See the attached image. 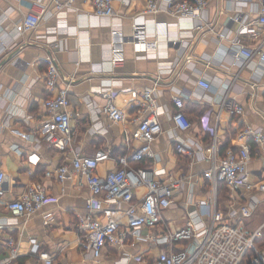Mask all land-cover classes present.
Returning a JSON list of instances; mask_svg holds the SVG:
<instances>
[{"label":"crops","instance_id":"1","mask_svg":"<svg viewBox=\"0 0 264 264\" xmlns=\"http://www.w3.org/2000/svg\"><path fill=\"white\" fill-rule=\"evenodd\" d=\"M63 1L0 0V63L3 62L0 65V162L6 173V192L3 197L9 200L18 196L34 181L42 184L48 194L59 198L57 203L47 204L35 214L20 218L16 226L0 231V257L5 254L4 239L12 235L18 241L21 264H44L29 252L33 241L38 251L51 255L53 264H96L83 258L78 245L80 233L76 217L84 212L88 188L78 184L75 175L58 183L45 174L47 170L68 162L73 151L90 156L98 149H108L110 157L96 168L100 175L115 168V158L120 155H125L132 167L189 173L190 179L175 192L178 207L166 212L171 215L167 217L175 220L186 209L193 207V203H187L188 200L195 201L205 194L203 190L206 189V182L202 178V171L210 163L207 155L211 136L202 130L199 121L203 112L214 107L220 99L222 81L237 74L228 95L243 106V112L241 115H232L220 111L217 120L214 112L211 123H216L217 155L224 153L221 152V146L229 138L231 144L227 148L233 145L237 147L236 133L243 122L253 127H264V87H258L254 98L251 97L250 87L251 81L258 77L264 81L263 67L256 59L243 67L232 61L230 39L234 35L235 23L228 19L238 0H208L204 15L211 27L198 31L194 37H188L180 43H162L157 57L135 58L130 44H127L124 64L113 70L100 67L108 59L110 26L107 21L98 22L92 17L91 0H74V10L57 12L56 2ZM166 1L156 0L160 11L144 14V17L150 21L175 22L176 17L165 10ZM113 4L116 15L114 22L126 26L143 12L147 0H114ZM43 8L46 15L38 28L21 34L19 29L23 15L40 12ZM243 10L247 14L245 19L255 17L250 12V5H246ZM59 19L66 22L70 33L60 31V46L51 47L38 36L44 34L48 27L56 26ZM222 33L225 36H221ZM241 40L249 43L248 37H242ZM48 54L55 57L63 83H70L71 142L65 150L46 143L38 135V128L47 116L43 99L47 95L44 71ZM255 70L260 73L258 77ZM198 78L210 81L211 88L207 90L197 85ZM150 87L154 88L156 100L167 110L166 113L172 110V95H184V110L192 127L180 132L175 130L166 114L161 115L163 131L152 143L155 158L137 162L130 157V148L123 144V132L134 127L132 120L139 108V91ZM105 88L115 90L114 103L123 110L124 121L113 122L102 110L106 104L102 94ZM90 105L96 108V117ZM94 125L104 130L96 131ZM174 137L184 141L192 155L177 154ZM256 152L255 148L249 169L264 173V159ZM154 178L162 177L156 175ZM144 191V187H139L135 193L140 196ZM258 197L263 199L264 193ZM46 211H51L52 217L44 224L43 214ZM4 215L6 212L0 206V219ZM248 219L246 226L250 230L264 223L255 226ZM100 264L110 262L101 261Z\"/></svg>","mask_w":264,"mask_h":264},{"label":"built area","instance_id":"2","mask_svg":"<svg viewBox=\"0 0 264 264\" xmlns=\"http://www.w3.org/2000/svg\"><path fill=\"white\" fill-rule=\"evenodd\" d=\"M73 1L56 2V11L74 10ZM113 3L114 0H91L92 17L98 22L107 21L110 26L108 59L100 66L103 70L108 67L113 70L124 64L127 44H130L135 58H153L158 56L162 43H180L194 37L198 31L211 27L204 15L208 0H167L165 10L176 17L175 22L147 20L144 14L160 11L156 0H147L143 12L126 26L114 22ZM246 5H250L254 18L245 19L247 14L243 9ZM234 7L228 19L235 23L234 35L230 39L232 61L243 67L256 59L264 72V0H238ZM45 15L44 8L40 12L24 14L20 33L36 30ZM62 30L70 33L66 22L59 19L56 26L48 27L38 38H43L51 47H59L58 34ZM242 37H248L249 43H243ZM45 62L47 95L43 99V106L47 116L38 128V135L46 143L65 150L71 142L70 83H63L53 54H48ZM254 73L257 77L260 74L257 70ZM236 77L237 74L221 82L223 90L214 105L216 110L209 107L200 116L202 130L211 136L207 155L210 163L202 171V178L206 182L203 191L207 196L194 202L188 200L187 203H193V207L186 209L175 220L166 219L164 211L178 207L175 192L190 179L189 173L132 167L128 158L120 155L115 158L117 166L100 175L96 168L110 157L108 149H98L90 156L75 150L68 162L46 171L45 174L58 183L75 175L77 183L86 185L89 190L84 212L76 217L80 233L78 245L84 259L96 264L101 261H109L110 264H264V245L259 244V239L264 236V223L252 230L246 226L247 219L260 201L258 195L264 193V173L249 169L255 148L256 153L264 159V127H253L243 122L236 133V149L229 147L223 154L217 155L216 123H211L214 112L216 120L220 111L242 114L243 106L228 95ZM258 79L250 83L253 98L258 87H264V81L260 77ZM196 83L203 89L211 88V82L205 78H198ZM102 94L106 99L102 110L110 120L124 121L123 110L114 103L115 90L105 88ZM139 94V108L132 120L134 127L123 132V144L130 148V157L137 162L155 158L152 143L163 131L161 115L166 114L175 130L180 132L192 127L181 93L172 95V110L168 113L158 104L153 87L143 88ZM90 109L96 117L94 105H90ZM93 128L96 131L104 130L97 125ZM174 141L177 154L192 155L184 141L177 137H174ZM135 142L137 145L134 146ZM156 175L162 178H154ZM5 183L6 173L0 162V206L6 212L0 219V231L16 226L20 218H27L45 205L59 201L57 196L48 194L42 184L34 181L18 196L5 200ZM219 183L226 187L223 199L219 197ZM139 187L145 188L140 196L135 193ZM51 217L52 212L46 211L43 223L47 224ZM3 244L5 254L0 257V264H18L21 253L17 239L8 235ZM151 248H156L157 252L151 253ZM29 252L36 255V260L53 264L51 255L38 251L34 241Z\"/></svg>","mask_w":264,"mask_h":264},{"label":"rangeland","instance_id":"3","mask_svg":"<svg viewBox=\"0 0 264 264\" xmlns=\"http://www.w3.org/2000/svg\"><path fill=\"white\" fill-rule=\"evenodd\" d=\"M206 197L207 194L203 195L202 197ZM168 210L164 211V216L166 219H170L167 216H171L168 213H166ZM249 221L253 222L255 224V226L259 225L260 223L264 222V198L260 199L259 201V205L257 206L256 210L254 211V213L252 214L251 218L248 219ZM263 233H264V229H263ZM151 253H156L157 249L156 248H151L150 249ZM112 259H114V257H112Z\"/></svg>","mask_w":264,"mask_h":264},{"label":"trees","instance_id":"4","mask_svg":"<svg viewBox=\"0 0 264 264\" xmlns=\"http://www.w3.org/2000/svg\"><path fill=\"white\" fill-rule=\"evenodd\" d=\"M230 140L231 139L229 138V140L227 139V141L224 142V144L221 146V152L225 151L227 149V147L229 146V144H231ZM232 148L236 149V145L235 146L233 145ZM218 191H219V197L221 199H223L225 197V194H226V187L224 186L223 183L218 184ZM259 244L264 245V236L259 239ZM21 258H22V256H20L18 258L19 264H21V261H20Z\"/></svg>","mask_w":264,"mask_h":264},{"label":"water","instance_id":"5","mask_svg":"<svg viewBox=\"0 0 264 264\" xmlns=\"http://www.w3.org/2000/svg\"><path fill=\"white\" fill-rule=\"evenodd\" d=\"M1 64H3V62H2V63H0V65H1Z\"/></svg>","mask_w":264,"mask_h":264}]
</instances>
